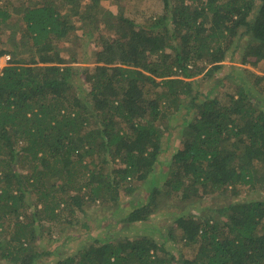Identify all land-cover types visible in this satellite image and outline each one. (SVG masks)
Here are the masks:
<instances>
[{
	"label": "trees",
	"instance_id": "1",
	"mask_svg": "<svg viewBox=\"0 0 264 264\" xmlns=\"http://www.w3.org/2000/svg\"><path fill=\"white\" fill-rule=\"evenodd\" d=\"M135 1L0 0V264H264V0Z\"/></svg>",
	"mask_w": 264,
	"mask_h": 264
},
{
	"label": "rangeland",
	"instance_id": "2",
	"mask_svg": "<svg viewBox=\"0 0 264 264\" xmlns=\"http://www.w3.org/2000/svg\"><path fill=\"white\" fill-rule=\"evenodd\" d=\"M108 9H110L112 12L117 13V6H115V4L111 3V2H105L104 4ZM162 4L159 0H141V1H135L132 2L128 5V9H127V14L132 17V18H136L139 22H143L145 20H147V17H150L152 15L155 14H160L162 13ZM89 32H93V28L89 25L88 26ZM94 33V32H93ZM96 34L94 33V37H93V43L94 45H96L97 39H96ZM96 40V41H95ZM225 68L222 69V71L218 74V78H223L224 76H228V66L234 65L237 67H243L245 69H250L252 71H254L255 73L264 76V67H262L261 64L259 67H254L252 65H241L240 62L238 61V58L235 57L233 59H229L226 62L223 63ZM262 67V68H261ZM176 136V135H175ZM173 148H170L168 150V152H166L163 156L164 159H166L168 156H170L171 152ZM140 193V197H144L145 195L141 192ZM139 197V196H138ZM206 202H209V200H207ZM227 203V199L223 200V199H218L217 203L215 204L216 206H222L224 204ZM207 203H205L204 205H206ZM112 211V210H111ZM111 211L109 210H101V211H91L90 213H88V217L84 218L83 221L85 222H89L90 227H91V231L89 232V234L91 233V235L93 237H98L100 234H102L97 228H94L97 223H99V221L97 219H103L106 218L107 216L109 217L111 215ZM177 212L173 209H170L168 211H164V212H160L155 220L150 221L148 223H143V224H135V225H126V224H117V225H112L109 229H108V235L112 236V235H117L118 233H122L124 235H128V236H136V235H154L157 236V233L155 232L156 229H159L161 231V233L164 234V236L168 235V231L171 228V222L174 219V216ZM196 213V212H194ZM112 216V215H111ZM110 216V217H111ZM118 217H124L123 213H120V215L116 216ZM114 218L117 220V218ZM84 222V223H85ZM83 224H79L76 225L75 228H69L66 235L67 239H70V242L68 243L66 250H73L75 251V249H77L81 244H83L86 239L87 236L85 235L86 233V228L82 227ZM105 234V233H103ZM160 241L162 242L163 240L160 239ZM59 244V243H58ZM56 244V245H58ZM166 245L172 249L173 253L176 255H181V251L183 250V243L181 242H177V241H173L172 239H170ZM52 260H54V258H52Z\"/></svg>",
	"mask_w": 264,
	"mask_h": 264
},
{
	"label": "built area",
	"instance_id": "3",
	"mask_svg": "<svg viewBox=\"0 0 264 264\" xmlns=\"http://www.w3.org/2000/svg\"><path fill=\"white\" fill-rule=\"evenodd\" d=\"M11 57L10 55H5L0 59V75L2 74L3 69L8 65L10 62Z\"/></svg>",
	"mask_w": 264,
	"mask_h": 264
}]
</instances>
